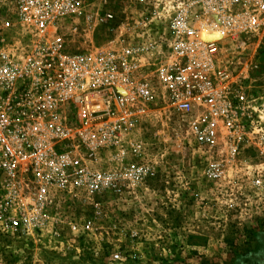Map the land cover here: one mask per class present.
Instances as JSON below:
<instances>
[{"label": "built area", "instance_id": "1", "mask_svg": "<svg viewBox=\"0 0 264 264\" xmlns=\"http://www.w3.org/2000/svg\"><path fill=\"white\" fill-rule=\"evenodd\" d=\"M263 44L264 0H0V225L144 185L151 145L129 135L155 118L188 128L211 181L257 151L264 192Z\"/></svg>", "mask_w": 264, "mask_h": 264}, {"label": "rangeland", "instance_id": "2", "mask_svg": "<svg viewBox=\"0 0 264 264\" xmlns=\"http://www.w3.org/2000/svg\"><path fill=\"white\" fill-rule=\"evenodd\" d=\"M110 38L101 28L93 36ZM258 64L264 73V44ZM130 130L129 140L150 143L156 173L140 187L104 194L99 207L56 202L27 230L0 225V264H264V192L244 179L259 153L227 167L230 183L216 182L186 126L155 118Z\"/></svg>", "mask_w": 264, "mask_h": 264}]
</instances>
